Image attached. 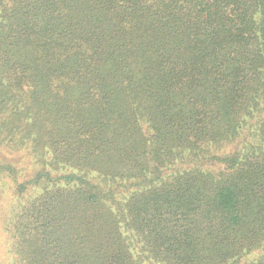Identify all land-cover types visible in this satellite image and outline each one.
Instances as JSON below:
<instances>
[{
  "label": "trees",
  "instance_id": "trees-1",
  "mask_svg": "<svg viewBox=\"0 0 264 264\" xmlns=\"http://www.w3.org/2000/svg\"><path fill=\"white\" fill-rule=\"evenodd\" d=\"M0 177L15 264H264V0H0Z\"/></svg>",
  "mask_w": 264,
  "mask_h": 264
},
{
  "label": "rangeland",
  "instance_id": "rangeland-1",
  "mask_svg": "<svg viewBox=\"0 0 264 264\" xmlns=\"http://www.w3.org/2000/svg\"><path fill=\"white\" fill-rule=\"evenodd\" d=\"M4 156L6 155L4 154ZM22 156L23 153L14 154L19 165L25 163ZM13 187L9 178L0 177V264H15L9 252L10 235L8 232V227L12 222L16 205Z\"/></svg>",
  "mask_w": 264,
  "mask_h": 264
}]
</instances>
